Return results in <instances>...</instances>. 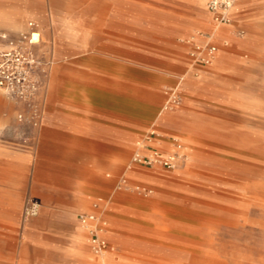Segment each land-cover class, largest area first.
Returning a JSON list of instances; mask_svg holds the SVG:
<instances>
[{
	"label": "rangeland",
	"instance_id": "1",
	"mask_svg": "<svg viewBox=\"0 0 264 264\" xmlns=\"http://www.w3.org/2000/svg\"><path fill=\"white\" fill-rule=\"evenodd\" d=\"M196 1L0 0V19L21 27L0 33L23 31L30 21L39 26L41 50L52 60L50 105L74 101L93 110L105 103L114 118L125 106L128 122L120 154L46 148L30 155L16 182L19 200L0 198V230L10 233L0 236V259L96 264L85 239L86 257L72 251L79 224L66 217L72 203L61 191L77 190L87 203L75 216L96 205L115 249L112 264H264V0H237V21L221 27L243 41L214 38L219 51L205 68L190 54L213 24ZM218 66L219 73L191 83ZM180 79V105L166 109L165 124L151 126ZM16 115L0 93V127ZM152 131L162 153L177 138L193 154L191 164L167 170L132 163L136 144ZM136 185L152 192L140 194ZM32 198L39 210L26 218Z\"/></svg>",
	"mask_w": 264,
	"mask_h": 264
},
{
	"label": "crops",
	"instance_id": "2",
	"mask_svg": "<svg viewBox=\"0 0 264 264\" xmlns=\"http://www.w3.org/2000/svg\"><path fill=\"white\" fill-rule=\"evenodd\" d=\"M206 2L207 0L203 8L199 0L196 1L195 9L198 10L197 12L203 13L204 15L209 14L206 10ZM232 18L233 22L231 25H234L237 18L234 16L233 10ZM0 28L6 30H20L21 27L16 22L0 19ZM17 32L18 31H6V33L10 34H15ZM233 33L234 30L231 28H220L217 35L214 37L216 41L225 37L236 44L243 41L242 39L244 37L240 32L238 34L241 37H235ZM218 51L219 48L217 46V52ZM199 66L201 68L207 67V65ZM219 71V66L216 67V71H201L197 78L191 79V83L200 84L204 79L208 78L210 75L219 73ZM191 72L192 70H188L187 77L191 76ZM191 99L190 109L196 110L197 101H195L193 97H191ZM48 100L47 87L45 91L44 118L39 128L32 129L30 127H24L17 122L16 118L13 119V117L10 119V124L8 126L0 127V198H2L4 202L19 200L20 195L16 189V182L23 178L22 176H24L29 165L30 155L36 153L38 150L43 151L49 148L52 153H56L55 149H61L66 151V155H69L70 150L77 149L78 151H82L80 153L81 155L109 157L116 152L120 154L126 147L128 122L125 117V106L118 105V108L122 109V111L119 110L118 117L114 118L111 117L109 106L105 103L91 110L90 107L80 104L79 102L58 100L50 105ZM7 102L17 112L18 107L8 100ZM165 111L166 109L162 106V109L158 112L151 126L156 125V122L162 125L166 123L167 116H165ZM169 116L172 117V115H168V117ZM3 120L6 119L0 117V125L4 124ZM139 128H141V126H139ZM144 144L146 143L138 142L136 144V150L149 153L143 148ZM163 148L167 150L168 146H164ZM186 155L185 166L190 165L193 160V154L191 152H186ZM44 187L45 189L48 188V186ZM61 195L67 197L72 203V207L65 211L66 217L71 220V223L77 222V224H79L78 215H80V213L77 216H75V213L84 208L87 203L85 198L77 190H70L69 192L61 191ZM32 199L40 202L38 198ZM95 210L96 208L94 209L92 207V209H87L85 212L95 213ZM81 231L82 229L79 225L72 236V242L74 244L72 251L77 258L79 256H87V253L82 247L84 243L83 239H85V244L89 248L86 241V234H82ZM107 232L108 230L104 233V237L113 247V251L110 252L112 256L107 255L105 257L104 262L112 264L116 259L115 249L109 237L106 235ZM9 234V230H0V236H9ZM59 234L60 233H55V236L60 237ZM121 243V241H118V244ZM92 256L96 264H101V259L99 257H95L93 254ZM0 264H13V262L8 259H0ZM85 264H88V262Z\"/></svg>",
	"mask_w": 264,
	"mask_h": 264
},
{
	"label": "built area",
	"instance_id": "3",
	"mask_svg": "<svg viewBox=\"0 0 264 264\" xmlns=\"http://www.w3.org/2000/svg\"><path fill=\"white\" fill-rule=\"evenodd\" d=\"M237 0H207L206 10L211 16L213 26H229L233 22L232 10ZM205 41L196 45L191 52L193 62L199 65H210L215 59L217 46L212 31L204 34ZM42 41L39 26L36 22L27 23L25 30L15 34L0 33V92L5 98L18 107L16 120L24 126L37 129L41 126L45 111V91L49 79L51 57L41 50ZM180 81L167 93L164 109L180 105ZM154 131L146 137L143 148L149 153L136 151L131 159L146 167L160 165L172 170L186 160L185 146L175 137H170L172 151L162 153L153 145ZM121 184L126 180L120 178ZM134 189L143 195L152 192L144 186L136 185ZM96 208V205L94 206ZM39 210V202L30 199L24 207V217L35 216ZM79 225L86 234V241L91 253L99 257L113 251V247L104 237L107 224L98 214L84 213L78 215ZM106 264V263H102Z\"/></svg>",
	"mask_w": 264,
	"mask_h": 264
},
{
	"label": "bare ground",
	"instance_id": "4",
	"mask_svg": "<svg viewBox=\"0 0 264 264\" xmlns=\"http://www.w3.org/2000/svg\"><path fill=\"white\" fill-rule=\"evenodd\" d=\"M220 28H222V27H216V26H213V27L211 28V31H212V33L214 34V36L217 35V33H218V31H219ZM100 257H101V263H105V262H104V261H105V256H104V254L100 255Z\"/></svg>",
	"mask_w": 264,
	"mask_h": 264
}]
</instances>
